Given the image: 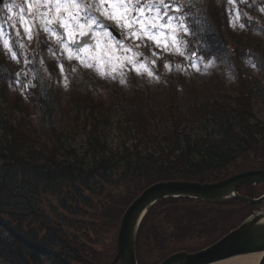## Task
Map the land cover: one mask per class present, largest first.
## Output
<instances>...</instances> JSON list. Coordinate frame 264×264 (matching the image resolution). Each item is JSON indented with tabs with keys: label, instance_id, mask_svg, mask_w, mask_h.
Listing matches in <instances>:
<instances>
[{
	"label": "trees",
	"instance_id": "16d2710c",
	"mask_svg": "<svg viewBox=\"0 0 264 264\" xmlns=\"http://www.w3.org/2000/svg\"><path fill=\"white\" fill-rule=\"evenodd\" d=\"M221 10L214 5L199 15L196 10L189 12L200 19L194 30L199 53L204 57L227 55L230 44L244 43V50L258 57L264 71L262 44L250 46L237 37L232 39ZM40 49L45 55L46 47L40 45ZM239 53L231 62L232 72L247 91L237 99H227L217 90L202 97L195 94L181 99L176 93L158 100L133 86L135 90L128 95L114 92L112 100L104 102L95 99L98 82L83 77L80 82L74 80L68 106L62 94L54 91L52 79L37 80L27 102L11 95L8 82L16 73L5 58L0 60V264H43L50 258L60 264H97L96 246L105 230L119 225L133 199L155 182L220 181L259 167L264 161V123L252 121L251 100L260 88L249 78ZM44 68L57 71L49 64ZM173 90L177 88L172 86ZM117 111L134 124L136 137L130 147L112 148L103 140L108 116ZM16 113L20 119L15 120ZM36 116L40 130L31 126ZM164 120L171 125L163 134L150 133L153 123ZM79 129L86 131L80 150L70 145ZM252 192L255 195L256 188ZM49 194L57 197V203L46 210L40 201ZM235 203L256 209L239 200L222 204L190 198L159 200L138 233L139 264H143L139 259L142 233L151 212L166 208L175 235L164 239L175 237L178 242L172 244L179 245L198 234L206 238L202 247L206 248L252 214L243 212L234 223L237 212L223 206ZM152 228L148 242L152 243L154 235L158 246L164 244L156 235L157 225ZM168 245L158 249L165 252ZM180 250H171L154 264Z\"/></svg>",
	"mask_w": 264,
	"mask_h": 264
},
{
	"label": "rangeland",
	"instance_id": "374dc122",
	"mask_svg": "<svg viewBox=\"0 0 264 264\" xmlns=\"http://www.w3.org/2000/svg\"><path fill=\"white\" fill-rule=\"evenodd\" d=\"M37 2L38 0H8L0 15V26H2L3 33L0 34V60L5 58L16 73L14 80L8 82V92L11 95L21 96L27 102L30 91L37 87L35 85L37 80L46 79L49 82L52 79L54 91H59L62 94V97L65 98L63 104L68 106L67 101L73 95L74 80L80 82L83 77H91L99 84L96 88L97 92H94L96 94L95 99L104 102H110L112 95L117 92L128 95L135 90L132 88L133 86L140 89V94L158 100L172 97L176 93L181 95V99L195 94H200V97H202L206 92L211 94L217 90H221L227 99H237L247 90H245L242 82L239 83L232 72L231 62L238 57L236 54L242 52L241 61L244 62V68L245 70L248 69L249 78H252L254 84L260 88V91L251 100L252 121L264 123V71L260 68L261 63L258 61V57L244 50V43L235 41V43L230 44L227 55L219 54L215 57H207L206 55L204 57L200 55V50L197 49L196 34L192 31L185 36L182 29H177L176 34L180 37L179 44H174L171 34H167L161 37V46L158 47L153 40L148 39L142 33L140 39L134 38L129 34V28L121 27L116 20L107 19L95 10L94 15L117 29L122 38L120 40L115 39L112 35L105 34H110L107 29L100 30L101 28H94L93 26V28H73L74 36L72 40H69L66 34L60 35L57 30L56 32L45 31L46 27H50L47 20L55 16L56 13L54 9L48 12V8L51 7L50 3L48 7L37 8L35 7ZM130 2L135 5L137 0H130ZM150 2L154 3L156 0H139L140 5ZM82 3L95 4L108 9L111 0H82ZM178 3H183L184 6L187 5L190 10H196L198 15L201 10L212 9L214 5L221 8V15L225 18L224 24L230 30L232 39L237 37L247 41L250 46L262 44L264 47V0H178ZM7 5H14L15 7L9 12ZM175 6L174 4L173 7ZM37 12H47L48 16L41 17L37 15ZM60 15H64L63 10H61ZM195 20L198 22L200 19L196 18ZM241 24L244 25L243 28L240 27ZM189 25L192 26L191 20ZM198 25L199 23L194 26V30ZM136 31L140 32L138 25ZM81 32L84 33L83 35L92 33L95 42L91 46L86 45L79 48L80 50L77 52L69 45L76 41V37L83 36ZM165 32L167 33L168 30L165 29ZM29 36H31V39H29ZM39 40H44L48 44L46 47L49 50L45 55L40 52V49L35 48L36 44L40 42ZM5 42H7L8 47H5ZM20 44L23 45V48L19 47ZM177 48H179V51H177ZM236 51L239 52L236 53ZM70 52L71 59H69ZM193 52L195 55H192ZM14 54L15 59L12 58ZM39 54L40 57L37 61L30 59V56ZM129 59H134L136 63H128ZM248 60H251L252 64H248ZM48 64L56 67L57 71H47L44 67ZM140 64H144L152 75H148V71L143 68L138 73L136 69L139 68ZM166 64L168 67H165ZM101 72L103 75H101ZM121 80L125 82L121 83ZM183 83L186 85L185 88H183ZM172 86L177 90L171 91ZM246 96L248 97V94ZM6 105H3V107L7 109L8 105ZM13 117L15 120L21 118L19 113H16ZM32 123L35 124H31L32 127L36 126L40 130L38 116L32 119ZM170 125L171 123L166 120L162 123H153L150 127V133L161 135ZM76 131V138L70 142V145L80 150L85 146L86 131L83 129ZM102 134L107 146L112 148H118L120 145L130 147L134 143V137H136L133 135L134 124L131 123L130 118L120 111L112 112L108 116V124L106 129H103ZM251 193H253L251 188H244L242 191V194L248 196ZM40 202L47 210L49 206L53 208L57 203V197L49 194L44 196ZM182 205L189 204L183 202ZM223 207L237 212L234 223L239 221L237 217L241 216L243 212L247 214L254 211L253 208L251 209L246 204L240 203ZM262 207L264 208V205ZM165 209L160 207L154 213L151 212V216L145 223L146 227L142 233L141 255L139 257L143 264H154V262L160 261L164 254L173 249L201 250L206 245L203 244L206 242V238L197 233L190 239L184 240L188 242L179 245L172 244L178 242L175 237H170L168 240L164 239L175 235L174 227L167 222ZM156 225V235L160 238L159 242L164 243L159 244L160 246L155 243L154 235H152V243L148 242V236L153 229L152 226ZM118 228L119 225H116L105 230L96 246L98 250L97 264H110L113 260ZM166 245L169 248L167 247L165 252L158 249ZM43 264L60 263L56 259L50 258L46 259Z\"/></svg>",
	"mask_w": 264,
	"mask_h": 264
},
{
	"label": "water",
	"instance_id": "95a60500",
	"mask_svg": "<svg viewBox=\"0 0 264 264\" xmlns=\"http://www.w3.org/2000/svg\"><path fill=\"white\" fill-rule=\"evenodd\" d=\"M3 1L0 0V14ZM90 38L91 35L84 37L81 44L92 43ZM248 184L264 185V163L259 169L234 173L231 177L218 182L202 183L176 179L157 182L147 187L124 212L117 234V253L111 264L120 262L121 264H138L136 257L137 234L144 216L159 200L190 198L220 204L240 200L258 206L264 203V194L252 198L239 193L240 189ZM263 216L264 210L256 211L243 224L224 235L212 246L198 252L180 251L170 255L160 264H213L237 255L258 253H262L258 264H264V222H260Z\"/></svg>",
	"mask_w": 264,
	"mask_h": 264
},
{
	"label": "snow or ice",
	"instance_id": "6c2138e0",
	"mask_svg": "<svg viewBox=\"0 0 264 264\" xmlns=\"http://www.w3.org/2000/svg\"><path fill=\"white\" fill-rule=\"evenodd\" d=\"M49 3L51 7L48 8V12L55 10L56 15L47 20L50 27H46L45 31L56 32L57 28H62L64 31L60 35L66 34L69 40H72L74 36L73 28H106L101 20L94 15V10L100 12L107 19H114L117 23L124 28H129V34L136 39H140L141 33L147 36L148 39L153 40L156 45L161 46V37L171 34V39L174 44H179L180 37L176 34L177 29H182L183 34L186 36L194 30V26L198 23L191 16L183 10V6L178 3V0H156L154 3H146L144 5L137 3L133 5L130 0H111L108 9H104L99 5L95 4H85L82 0H38L35 7H48ZM176 5L173 7V5ZM8 11L11 12L14 5H7ZM32 7V5H30ZM61 10L64 11V15L61 16ZM190 10V9H189ZM21 11H23L21 9ZM37 15L41 17H47L48 13L37 12ZM192 21V26L189 25V21ZM139 26L140 32L136 31V26ZM240 27H244L243 24ZM165 29L168 32H165ZM27 31V28L25 29ZM0 34L2 33V26H0ZM84 33L81 32V35ZM106 35H110L105 33ZM31 39V36H29ZM76 41H79V37H76ZM166 46V41H165ZM5 47H8L7 42H5ZM23 48V45H19ZM74 51H79L80 49L73 42L69 45ZM179 51V48H177ZM155 54V53H153ZM192 55H195L193 52ZM15 59V54L12 56ZM69 59H71V52L69 53ZM128 63L135 64L134 59H129ZM154 63V61H153ZM210 63V62H209ZM248 64H252L251 60L247 61ZM91 66V65H89ZM165 67H168L166 64ZM143 68L148 71L144 64H140L136 71L139 73L140 69ZM101 75L103 73L101 72ZM148 75H152L148 71ZM121 80V83H124ZM67 84V82H65Z\"/></svg>",
	"mask_w": 264,
	"mask_h": 264
},
{
	"label": "bare ground",
	"instance_id": "6f19581e",
	"mask_svg": "<svg viewBox=\"0 0 264 264\" xmlns=\"http://www.w3.org/2000/svg\"><path fill=\"white\" fill-rule=\"evenodd\" d=\"M263 186L264 185L259 184V186L256 187V189L259 191L258 194L262 192L261 189L263 188ZM145 217H146V215L144 216V219H145ZM144 219L142 220V222L144 221ZM260 222H264V216L261 218ZM180 251H183V249ZM180 251L174 252L172 254L179 253ZM172 254H170V255H172ZM169 256L167 258H169ZM261 258H262V253L237 255L236 257L228 258V259H225L223 261L214 262L213 264H258Z\"/></svg>",
	"mask_w": 264,
	"mask_h": 264
}]
</instances>
